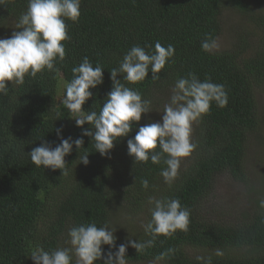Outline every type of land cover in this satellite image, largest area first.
Instances as JSON below:
<instances>
[{"label": "trees", "instance_id": "trees-1", "mask_svg": "<svg viewBox=\"0 0 264 264\" xmlns=\"http://www.w3.org/2000/svg\"><path fill=\"white\" fill-rule=\"evenodd\" d=\"M26 9L27 0H2L0 33L6 27L9 37L17 31L18 18ZM80 10L78 23L68 21L71 40L65 45V61L56 65L59 72L26 77L23 85L0 96V264H34L29 256L35 248L69 247L71 227L89 222L110 225L119 211L130 214L137 225L125 237L117 235V248L129 236L148 239L142 225L151 219L149 197L164 196L179 198L189 209V231L160 236L142 254L129 247L128 263L198 264L199 255L210 256L212 264H264V209L259 207L264 199V112L256 97V90L264 87V12L248 0H81ZM226 10L243 16L248 25L241 26L230 48L206 53L201 41L210 35L219 44ZM157 41L175 48L174 62L159 73L161 79L152 81L149 73L137 85L125 82L151 100L150 111L153 94H169L175 81L189 72L201 81L210 77L223 84L228 94L226 107L213 103L210 113L194 125L198 147L171 187L160 175L163 162L134 164L128 155L127 139L134 138L138 126L115 144L110 159L95 152L90 137H83L90 163H80L84 149L78 152L73 146L65 157V176L32 164L28 154L33 148L45 141L53 147L60 143L55 129H62L64 138L81 137L82 130L57 97L59 83L72 80L73 67L85 56L93 66H103L104 82L91 90L93 96L83 106L85 112H99L112 89L109 71L119 66L132 46L150 45L146 50L151 51ZM149 116H142L140 126L150 122ZM253 145L260 156L259 170L249 174L245 161ZM224 174L244 187L250 211L238 214L228 208L233 206H208L216 180ZM144 179L148 189L142 187ZM117 203L123 207L115 211ZM103 248L108 251V246ZM169 248L175 250L171 257L155 260ZM216 249L223 256L217 257Z\"/></svg>", "mask_w": 264, "mask_h": 264}, {"label": "clouds", "instance_id": "clouds-1", "mask_svg": "<svg viewBox=\"0 0 264 264\" xmlns=\"http://www.w3.org/2000/svg\"><path fill=\"white\" fill-rule=\"evenodd\" d=\"M80 6L81 0H27V9L20 14L16 24L17 31L8 38H0V96H7L10 88L23 85L26 77L34 79L45 71L59 72L56 65L65 61V45L71 40L68 21L79 22ZM149 48L150 45L132 46L119 66L109 71L112 89L99 112H85L83 106L92 98L91 90L103 84V66L99 63L93 66L85 56L78 66L73 67V78L65 86L62 104L82 130L81 137L75 140L71 136L64 138L63 130L55 129L60 143L53 147L45 141L33 148L28 154L32 164L53 172L60 170L65 176L68 174L65 157L71 154L73 146L78 152L84 149L83 137H90L95 152L110 159L115 144L129 137L134 126H138L134 138L127 139L128 155L134 164H146L149 160L153 164L163 162L165 167L160 175L171 187L178 178L183 161L198 147L193 139L194 125L210 113L213 103L219 108L226 107L228 94L223 84L213 83L210 77L201 81L195 73L189 72L175 81L161 121L140 126L142 116L151 112L152 102L142 98L138 89L126 86V83L137 85L144 82L149 73L152 81L160 80L159 73L174 62L175 55L171 44L165 47L157 41L154 50L147 51ZM218 48V38L206 35L201 41V49L206 53L212 54ZM86 123L88 129L83 127ZM88 156L84 149L83 155L78 157L84 166L90 163ZM142 187L149 188L147 179L142 180ZM148 203L151 205V219L142 225L148 239L137 241L129 236L117 248V229L107 223L98 227L95 222H89L68 230L69 247L51 250L37 247L29 257L34 264H95L101 260L103 264H128L126 253L129 247L137 255L142 254L153 248L160 236L170 238L177 232L186 234L189 231L190 211L181 205L179 198L149 197ZM259 207L264 209V199L259 201ZM103 246H108L107 252ZM174 252L169 248L155 260L169 258ZM215 255L223 256V251L216 249ZM195 259L198 264H212L210 256L198 255Z\"/></svg>", "mask_w": 264, "mask_h": 264}, {"label": "rangeland", "instance_id": "rangeland-1", "mask_svg": "<svg viewBox=\"0 0 264 264\" xmlns=\"http://www.w3.org/2000/svg\"><path fill=\"white\" fill-rule=\"evenodd\" d=\"M250 4L258 11L264 12V0H248ZM222 23L224 27V34L219 42V49L223 50L224 48H230L231 44H233L237 38L236 34L240 30L241 26H243L245 29L248 25V21L243 18V16L231 11L226 10L224 11L222 15ZM0 33V38H8L9 34V28H3ZM6 31V32H5ZM65 82L59 83L58 91H57V97L59 98V103L62 104V100L65 95ZM174 86H172L173 88ZM172 88L168 90V93L172 94ZM169 94L163 93H157L153 94L154 97V104L153 109L150 112L149 121L151 122H159L162 119V113L164 110V105L167 104L170 100ZM256 97L260 112L263 114L264 112V87L262 89L256 90ZM73 118V117H71ZM72 120V119H71ZM74 121V120H72ZM75 122V121H74ZM264 130V128H263ZM264 135V132H263ZM251 141V140H250ZM251 143H256L254 141H251ZM259 152L255 145L249 146V149L247 150V157H246V169L249 174H252L253 172L259 170ZM190 158V157H189ZM189 158H186L182 165H186ZM245 189L242 185L238 184L237 182H234L231 177H229L227 174L221 175L216 180L214 190L212 192L209 205L208 206H214L215 204L222 205V206H233L228 207L235 209L238 214H242L244 211H250L251 205L247 198L244 197ZM122 203H117L114 207L115 211L117 209L122 208ZM136 223L133 221V218L130 214L125 212H116L114 213L113 218L111 219L110 226L112 228H116L115 235L119 238L125 237L127 234L134 232L136 230ZM130 230V231H129ZM203 251H198L197 254H202ZM239 253V252H237ZM239 254H242L240 252ZM131 264V263H128ZM139 264H161L159 262L154 263H139Z\"/></svg>", "mask_w": 264, "mask_h": 264}]
</instances>
